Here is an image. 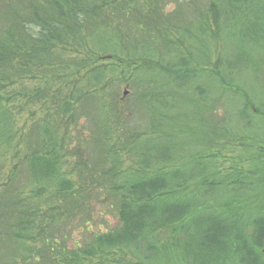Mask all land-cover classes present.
Here are the masks:
<instances>
[{
	"label": "trees",
	"instance_id": "16d2710c",
	"mask_svg": "<svg viewBox=\"0 0 264 264\" xmlns=\"http://www.w3.org/2000/svg\"><path fill=\"white\" fill-rule=\"evenodd\" d=\"M187 1L197 15L188 26L164 14L161 0H0V91L22 87L27 80H50V86L31 84L0 97V152L8 154L15 142L10 109L14 100L52 104L24 134L19 162L5 175L0 171V264H127L115 254L127 255L135 264H264V173H220L202 160L191 167L145 173L146 168L176 160V149H160L157 138H141L124 129L113 99L100 104L94 91L105 86L100 85L106 74L98 63L106 55L126 67L133 65L135 71H162L182 82L180 70L187 68L188 60L175 50L187 42L181 34L203 45L196 46L203 53H189V58L205 63L218 33L225 45L236 46L229 29L231 20L240 21V13H235L252 11L255 2L264 6V0H209L211 10L205 14L200 3ZM217 16L225 22L210 27L207 19L212 23ZM144 31L147 38L140 35ZM162 42L173 45L169 67L154 60L157 46H170ZM60 50L73 55L61 57ZM120 51L125 61L117 57ZM197 71L186 70L194 75ZM81 72L84 80L72 82V90L62 94V84ZM212 74L220 76L218 71ZM155 89L148 86L143 106L157 99ZM85 96L98 107L101 132L82 150L77 140L70 145L79 138L77 119L85 113L80 101ZM154 111L151 130L156 122L161 125ZM248 113L249 105H244L243 135L248 131L247 136L264 144V132H249L255 119ZM110 137H115L114 144L107 141ZM93 142L102 145L98 158ZM156 144L159 152L150 158L147 148ZM131 145L129 153L144 151L136 154L141 168L123 171L121 146ZM94 202L100 210L95 211ZM111 214L114 225L94 222Z\"/></svg>",
	"mask_w": 264,
	"mask_h": 264
},
{
	"label": "rangeland",
	"instance_id": "374dc122",
	"mask_svg": "<svg viewBox=\"0 0 264 264\" xmlns=\"http://www.w3.org/2000/svg\"><path fill=\"white\" fill-rule=\"evenodd\" d=\"M161 1L164 5L163 13L169 15L177 25L188 26L190 21L196 20V12L186 5L187 0ZM195 2L201 4V9L205 14L211 10V1L195 0ZM239 13L240 21L238 17L231 20L229 28L234 34L236 46L225 45L222 36L218 33L216 38L210 41L211 56L209 59H205L207 60L205 63L204 61L197 63L189 58V53H193L195 57L196 53H203L202 50H196V46L203 47V45L197 40L190 41L188 38L191 37H188L187 34H181L185 41L190 42H183L180 48L175 49L177 52L181 51L183 58L188 60L187 68L183 69L184 67H182L180 70L182 79H184L182 82L178 78H168L162 71L157 70L159 74L143 71L144 69L135 71L133 65L126 67L121 63H116L114 59H108L106 57L108 55L101 57L102 60L98 64H101L106 75L100 85L105 84V86H97L94 89L100 104L107 105L113 99L115 114L118 115L117 120L124 124V129L139 133L141 138H157L156 142L162 146L160 149L166 147L176 149L178 157L176 160L171 163H162L165 165L160 168H146L143 170L145 173L163 168L167 170L182 166L191 167L192 162L196 160H202V162L212 165L220 173L232 174L230 171L234 172L236 169L237 172H242L241 176L248 175L247 171L250 169V172L261 170V175L264 173V152H262L264 144H261L258 138H254L253 135L247 136L248 131L243 135V131L246 130L247 118L241 117L244 105H249L248 115L255 119L253 126L248 129L249 132L250 130L255 132L254 136L261 134L259 131L264 132V6L255 2L252 11L238 12L235 15L238 16ZM207 22L210 27L214 28V24L218 23V26L223 24L225 17L219 22L217 16L212 23L209 17ZM140 35L142 38L148 37L146 31ZM170 37L174 38V34H170ZM202 40L205 42L204 38ZM163 45L170 46L167 49L162 47L159 49L157 46L159 54L154 60H161L169 67L172 64L169 48H173V45L162 42ZM131 46L134 48V45L131 44ZM60 53L64 58L70 54L73 55V52L66 54L67 52L63 50H60ZM117 55L119 59L125 61V52L120 51ZM82 56L77 57L76 60ZM194 67L198 70L197 74L186 72L187 69ZM214 71H218L220 76L213 75ZM80 74L72 77L65 85L62 84V94L72 90V82L79 84L84 80L83 72ZM45 80L46 84L39 79L27 80L26 85L22 87L20 84H16L0 91V97L5 96L4 93L31 88L33 86L31 84L39 85L40 88L50 86V80L47 78ZM160 81L164 82L157 87ZM226 82L230 85H226ZM148 86L156 87L154 93L158 97L156 100L147 102L146 110L143 104L148 100ZM57 88L58 85H55L51 89L54 91ZM139 100H142V103L138 102ZM48 101L26 104V99L17 98L10 104L15 142L8 154L4 155L3 152H0V171L3 175L14 163L19 162L21 155L18 151L24 134L42 120L47 107L52 106ZM80 101L85 113H81L77 119L79 138L74 137V142L70 146L73 147L77 140L79 147L83 150L90 140L94 139V135H99L101 131L98 127L100 125L98 107L94 99L85 96ZM64 102L62 100V104ZM152 110H156L154 112L159 116L158 118L154 117L161 124L156 122V128L153 130H151L150 122ZM72 131L75 134V130ZM113 133L115 132L113 131ZM217 133H221L224 137L219 138ZM107 141L114 144L115 137H110ZM120 142L117 143V149H120ZM94 143L91 146L96 151L95 158H98L103 154L99 149L101 142H96V146ZM157 146L156 144L155 147L152 145L147 148L150 158L157 156L159 152V150L155 151ZM131 148L132 145L128 148L121 146L120 158L123 162V171L141 168L136 154H142L144 151L136 150L129 153ZM258 157L262 158V163L256 166ZM83 159L85 158L83 157ZM249 177L255 179L258 175ZM262 183L264 185V181ZM90 190L93 192L96 188L91 187ZM93 206L95 211L100 210L97 202H94ZM96 221L101 227L104 226L105 221L111 222V225L116 223L112 214L108 215L105 220L94 218V222ZM114 258L120 259L121 263L135 264L129 256L124 254H115Z\"/></svg>",
	"mask_w": 264,
	"mask_h": 264
},
{
	"label": "water",
	"instance_id": "95a60500",
	"mask_svg": "<svg viewBox=\"0 0 264 264\" xmlns=\"http://www.w3.org/2000/svg\"><path fill=\"white\" fill-rule=\"evenodd\" d=\"M124 95H125V92H124Z\"/></svg>",
	"mask_w": 264,
	"mask_h": 264
}]
</instances>
